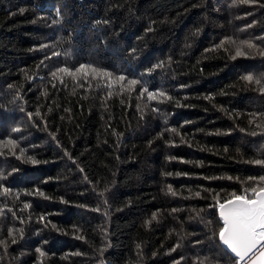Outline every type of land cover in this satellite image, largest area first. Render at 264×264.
<instances>
[{
	"label": "trees",
	"instance_id": "obj_1",
	"mask_svg": "<svg viewBox=\"0 0 264 264\" xmlns=\"http://www.w3.org/2000/svg\"><path fill=\"white\" fill-rule=\"evenodd\" d=\"M256 161L264 0H0V264H236Z\"/></svg>",
	"mask_w": 264,
	"mask_h": 264
},
{
	"label": "snow or ice",
	"instance_id": "obj_2",
	"mask_svg": "<svg viewBox=\"0 0 264 264\" xmlns=\"http://www.w3.org/2000/svg\"><path fill=\"white\" fill-rule=\"evenodd\" d=\"M57 15H59V11H57ZM248 47H252V45L249 44ZM240 54L242 53L238 51L237 55ZM58 71L72 77H75L77 74L87 76L89 73L111 76V73L85 64H81L75 70L61 68ZM124 79L125 77L123 76L119 77L121 81ZM244 79L251 81L253 78L247 76ZM137 83H139L137 80L128 81L129 85ZM143 91L147 92V89H143ZM148 95L151 99L154 98L155 94L149 92ZM159 95L164 94L160 93ZM8 143L13 142L8 141ZM28 159L32 163H37L31 157ZM256 163L264 164V161H256ZM261 181H264V177H261ZM197 195L199 194L197 193ZM215 206L218 208L219 217L222 221V226L219 228L217 234L219 241L235 255L237 258L236 264H242L246 258L251 259L250 254H254V250L264 249V187L246 188L239 195L236 192H232L223 202L220 201L217 194ZM261 255H264V251L261 252Z\"/></svg>",
	"mask_w": 264,
	"mask_h": 264
},
{
	"label": "water",
	"instance_id": "obj_3",
	"mask_svg": "<svg viewBox=\"0 0 264 264\" xmlns=\"http://www.w3.org/2000/svg\"><path fill=\"white\" fill-rule=\"evenodd\" d=\"M223 247L231 253V251L227 249L226 246L223 245ZM262 251H264V249L254 250V254H250L251 259L246 258L245 261L242 262V264H264V255H261ZM231 254L235 257L233 253Z\"/></svg>",
	"mask_w": 264,
	"mask_h": 264
}]
</instances>
